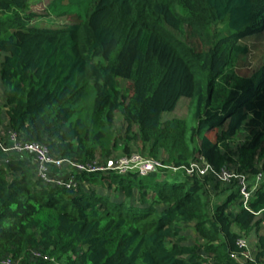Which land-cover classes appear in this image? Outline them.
Returning a JSON list of instances; mask_svg holds the SVG:
<instances>
[{
    "label": "trees",
    "instance_id": "1",
    "mask_svg": "<svg viewBox=\"0 0 264 264\" xmlns=\"http://www.w3.org/2000/svg\"><path fill=\"white\" fill-rule=\"evenodd\" d=\"M47 14L32 26L30 0H0V131L68 164L138 153L169 169L70 171L66 189L0 154V261L264 264V48L236 71L264 0H52ZM223 171L247 191L261 176L246 208Z\"/></svg>",
    "mask_w": 264,
    "mask_h": 264
},
{
    "label": "built area",
    "instance_id": "2",
    "mask_svg": "<svg viewBox=\"0 0 264 264\" xmlns=\"http://www.w3.org/2000/svg\"><path fill=\"white\" fill-rule=\"evenodd\" d=\"M2 137L7 138V142L9 143L8 145L3 144L1 140ZM0 152L5 154L18 153L31 155L33 157L34 171L38 179H40L43 183L55 185L57 187H63L66 189H71L72 187L76 186V184L72 181L71 176L69 175L70 171H74L77 173L84 172L88 174L112 172L122 176L133 173L138 175L139 177H146L149 174L156 172L158 168H165L162 167L161 162L144 159L136 153L132 154L129 157L120 158L117 161L109 160L104 165H99L98 163L68 164L63 160H55L49 157L46 148L42 145L36 143H19L17 141L16 134L12 131H0ZM50 167L57 171H61L66 167L65 174L59 177H54L49 173ZM172 170L176 171L174 169ZM208 171V167L199 169L197 166H190L188 169H185V173L188 175H192L193 173L203 175ZM66 172L68 173V175H66ZM227 173V171H223L220 175H215H217L218 179L221 181H230L231 179L238 180L240 195L244 199L243 207L246 208V202L258 187L261 176H257L254 182V186L249 191H247V185L243 177ZM244 244L245 242L243 240H238V245L244 246ZM0 264H13V262L6 258L2 259L0 261Z\"/></svg>",
    "mask_w": 264,
    "mask_h": 264
},
{
    "label": "rangeland",
    "instance_id": "3",
    "mask_svg": "<svg viewBox=\"0 0 264 264\" xmlns=\"http://www.w3.org/2000/svg\"><path fill=\"white\" fill-rule=\"evenodd\" d=\"M51 2H52V0H30V11L35 13L37 15V17H39L38 19L34 20L31 23L32 26L38 25V27H48L49 23H47L45 21V19L48 20L49 16L47 14V9H48ZM52 20L54 21V23L57 26L61 25V24L63 25V23H64L63 18L54 17ZM68 20L69 19H67L66 21H68ZM64 24H66V22ZM244 44H246L249 47L250 53L247 56V58L245 60H243V62H242V64H244V66L239 68L238 70H237L238 67H236V71L244 73V74H251L257 69V67L260 64V60L262 58L261 52L264 48V31L262 32V34H259L257 36H252V37H249L248 39H245ZM186 115H187L186 106L184 105V103H182L177 108V110L175 112V116L185 118ZM215 133H216V131L214 130V131L210 132L208 134V136L213 138V136H215ZM137 148H139V147L137 146ZM131 149L133 152H137L136 148L132 147ZM136 154H138V153H136ZM165 168L169 169V167H165ZM170 169H173V168H170ZM174 170H176V169H174ZM171 171L176 172L177 170L176 171L171 170ZM227 172L234 174L233 171H227ZM221 182H229V181H223L222 180ZM184 234L187 235V232H185ZM188 235H189V233H188ZM190 235H191V233H190ZM190 244H192L191 241L188 243V245H190ZM251 248H254V247L251 246Z\"/></svg>",
    "mask_w": 264,
    "mask_h": 264
},
{
    "label": "crops",
    "instance_id": "4",
    "mask_svg": "<svg viewBox=\"0 0 264 264\" xmlns=\"http://www.w3.org/2000/svg\"><path fill=\"white\" fill-rule=\"evenodd\" d=\"M0 96H1V89H0ZM0 154H5V153H1ZM17 155H14L15 157L17 156V158H23V159H26L33 167H34V163H33V157L29 154H18V153H15ZM61 172V174L59 173V175H64L65 174V171L64 170H61L59 171Z\"/></svg>",
    "mask_w": 264,
    "mask_h": 264
},
{
    "label": "clouds",
    "instance_id": "5",
    "mask_svg": "<svg viewBox=\"0 0 264 264\" xmlns=\"http://www.w3.org/2000/svg\"><path fill=\"white\" fill-rule=\"evenodd\" d=\"M55 186V185H54Z\"/></svg>",
    "mask_w": 264,
    "mask_h": 264
}]
</instances>
